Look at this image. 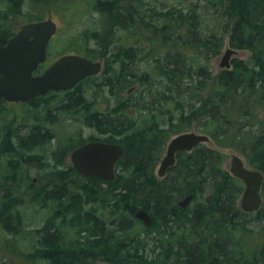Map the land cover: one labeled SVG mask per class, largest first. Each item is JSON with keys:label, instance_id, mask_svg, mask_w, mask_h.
Instances as JSON below:
<instances>
[{"label": "trees", "instance_id": "obj_1", "mask_svg": "<svg viewBox=\"0 0 264 264\" xmlns=\"http://www.w3.org/2000/svg\"><path fill=\"white\" fill-rule=\"evenodd\" d=\"M77 1L86 2V11L95 13L94 24L70 37L65 52L103 59L104 67L100 74L84 80H93L89 86L95 87L81 89L78 83L64 93L59 108H70L77 117L79 112L82 121L102 135L95 139L120 145L124 155L116 163L113 181L64 177L55 192L46 194L50 202L66 205L67 226L73 227L74 234L63 238L62 226L47 221L31 231L36 255L50 264H264V241L252 245L256 233L243 220L250 213L236 203L241 186L235 180L239 179L222 166V155L215 148L199 144L190 152L179 151L169 168L176 172L171 181L155 174L157 143L186 131L193 121L214 147L249 148L255 158L247 160L264 174V119L260 118L264 116V0H178L165 8L156 0ZM34 3L7 1L0 11V46L14 34L10 21L21 15L23 7L27 6L29 21L43 19L42 12L29 11ZM210 11L219 20L214 26L206 19ZM226 34L229 46L247 50L249 57L233 59L231 67L220 69L213 79L210 62L222 51ZM144 41L150 46L138 50L137 43ZM137 61L145 63L140 74L133 69ZM113 65L117 71L110 76ZM135 79L139 80L137 97L131 94L108 103L105 109L96 107L103 86L128 88ZM87 90L90 100L84 95ZM237 95L243 97L241 103H236ZM40 98L32 100V105ZM255 99L261 107L249 105ZM42 137L35 128L22 144ZM14 163L6 164L10 175L1 188L13 181L12 172L19 173ZM207 183L212 192L201 203L197 197ZM189 193L194 208L178 206ZM262 194L264 198V182ZM6 205L0 207V223L8 233L16 234L19 221L3 215ZM138 209L149 212L150 226L135 218ZM255 214L254 220L264 218V202ZM234 231L240 240L230 241Z\"/></svg>", "mask_w": 264, "mask_h": 264}, {"label": "rangeland", "instance_id": "obj_2", "mask_svg": "<svg viewBox=\"0 0 264 264\" xmlns=\"http://www.w3.org/2000/svg\"><path fill=\"white\" fill-rule=\"evenodd\" d=\"M7 1L8 0H0V11L1 9H4L5 5L7 4ZM176 2H178V0H156L155 4H157L161 8H165L176 4ZM182 4L184 5L186 3H182ZM87 8L88 7L86 2L84 3V1H81L78 3L77 0L72 2L68 0L66 2L64 0H48L46 3H42L36 0V3L32 4L29 10L31 13L42 12L41 15L43 16V19L50 17L57 24V31L50 38L48 42L47 58L45 59L44 62L46 63V65H49V63H51L55 58L60 56L62 53H66L65 52L66 49L64 46L65 44H67V40L70 37L74 36L85 27L93 26L95 17L92 16H95V13L86 11ZM84 11L88 13L82 14ZM26 12H28L27 6L22 8L21 15L15 16L11 19L10 27L13 31H16L21 24L29 21L28 19L29 16H27ZM205 15L209 26H214L216 22H219V20H216L215 17L216 14L213 13L212 11L205 13ZM137 46H138V50H146L150 45L148 42L144 41L137 43ZM227 48H231V47L228 44V35L226 34L225 45L222 51L217 56L213 57L210 62V70L213 75V79L216 78V76L218 75L221 69L220 62ZM235 50L236 53L233 54L230 58L231 62L233 59L236 58L247 59L249 57V52L247 50H243V49H235ZM144 64L145 63L141 61H137L133 66L134 73L140 74L145 69ZM115 69L116 66L113 65L108 70L110 76H113V74L116 73L117 69L116 70ZM117 76L118 74L114 77V79H117ZM92 81L93 80L82 82L81 89H88L91 87H95L94 85L89 86V83H91ZM112 82L114 83L115 81L112 79ZM138 84H139V80L135 79V81L132 84H130L128 88H121V87L109 88L106 85L103 86V89H99L101 93L100 92L97 93L98 97L96 99V107L98 105H101V107H104L105 105L106 107L108 103L115 104L131 94L133 95V98L137 97L139 93ZM136 87L137 90L136 93H134ZM214 87H215V83H213L212 85V88ZM128 89H131V91L128 92ZM208 94L209 93H205L204 97L208 98ZM84 95L86 96V99L89 100L91 99V97H89V90H87L84 93ZM236 99H237L236 103L239 102L241 103L243 97L237 95ZM50 100H55V98H50ZM56 104L57 101L52 102L50 106H48L51 108V110L48 112L46 110L47 107L39 106L40 105L39 102H37L36 105H29V104L10 105L6 103L7 106H5L3 108L4 111L0 113V129L4 123H11V122H16L15 124H18L23 121L29 124H32L35 121H40L44 123H53L54 125L52 129L54 133L57 134V136H55L56 138L53 140L52 144H55L54 145L55 147L56 144H58L60 140L63 139V141L61 142V148L65 150L66 156L76 147L75 145L78 144L75 142L76 139L79 138L78 140L80 142L87 140L90 136H93L94 138L102 137L101 134L96 132V130L89 128L90 126H87L82 121V116L79 114V112L77 113L79 117H77L76 112H74V114H71L69 110L58 111L57 109L54 108ZM260 104L261 102L255 99L252 100L249 105L251 107H256V106H260ZM92 107H94V105ZM92 107L91 109H93ZM259 108L257 111H259ZM130 113L133 114V111L130 110ZM45 114L49 116L47 119H45ZM260 118H262L263 120L264 116L261 115ZM160 119L162 121L165 120L164 117H161ZM197 124L198 123L195 121L191 122L190 127L186 131H194L200 133L199 130L197 129L199 128ZM16 126L14 125L13 127ZM260 126L261 125L259 124V127ZM23 131L24 130H21V132ZM71 136L73 137L75 136L76 139L70 142ZM171 137H167L164 140L163 144L159 142L156 145L155 153L157 154L158 157L157 165L155 168L156 176H157V169L160 160L166 153L167 143L169 141V138ZM205 146H210L213 149L215 148L217 152L221 153L222 166L226 169H228L227 168L228 163L233 154L239 155L245 161V164L248 167H253L247 159H254L255 154L252 153L249 148L243 150V147L239 146V149H235V150L219 149L217 147H214V143L205 144ZM1 149L2 147H0V170H1L0 188L2 183L5 181L6 177L8 176L7 175L8 172L10 173V171L6 169L5 157L1 158ZM65 159L66 157L64 158L63 161H65ZM28 167L29 164H26L25 168ZM116 172L117 169L115 173ZM175 173H176L175 171L169 170L167 171L164 177L168 178L167 181H171V179L175 176ZM33 174L36 175L38 173L37 171L28 172V176L30 178L28 182H24L20 178L15 176V178L13 179L14 184L10 183V185H8L7 188H9L10 186L16 187L17 188L16 190H10L8 193H6L3 189H0V207H3L4 204H7L5 206V210L3 211V215L11 216L18 214L17 216L20 218V226H18L19 229L16 234L8 233L5 230V228L2 226V223H0V264H50L49 261H46V259H42L36 255L35 253V249L37 247V243L35 242L36 238H34V235H32L31 231L33 232L36 229L42 227L47 221H49L48 218L51 216L52 213H50L48 210L43 208L42 205H40L41 202L40 195L38 196L32 193L25 194L24 192H22L23 189L27 188L31 183V176H33ZM162 178L159 177V179ZM235 182L239 186H241L236 196V203L238 204L241 193L243 191V184L239 180H235ZM26 183H28V185ZM211 192H212V186L207 183L206 186L204 187L203 192L198 195L197 201L201 203H205L207 198L210 196ZM4 198H7V200ZM195 204H196L195 202H192L190 207L194 208ZM255 213L256 212H253L250 213V215L244 216L243 220H245L247 222L248 227H252V230L256 233V236L251 238L252 239L251 242H254L252 243V245H255V247H257L264 241V235H263L264 218L261 221L254 220L253 217L256 215ZM0 216L2 217L1 214ZM247 218H251V219L249 220ZM238 233L239 232L234 231L233 237L231 238L230 241H237L239 239ZM152 238L155 240V236L153 233L151 234V239ZM150 247H153L152 243ZM157 250L158 249H156V251ZM148 253L150 254V251ZM102 263L103 261H94L91 264H102Z\"/></svg>", "mask_w": 264, "mask_h": 264}, {"label": "water", "instance_id": "obj_3", "mask_svg": "<svg viewBox=\"0 0 264 264\" xmlns=\"http://www.w3.org/2000/svg\"><path fill=\"white\" fill-rule=\"evenodd\" d=\"M56 29L57 25L50 17L23 23L6 44L0 46V99L29 101L49 90L69 89L81 79L100 72V61H92L80 54L67 53L58 57L42 73L34 74L46 58L48 41ZM235 53L236 50L227 48L220 67L230 68V58ZM209 140L206 134L194 131L182 132L171 137L166 153L160 160L157 175L163 177L175 164L178 151L189 152L198 144L207 143ZM123 153V148L118 144L93 141L74 149L71 152V161L77 172L110 182L115 178V163ZM228 170L231 175L244 182L239 201L241 209L246 212L258 210L262 204L260 188L263 173L258 169L246 167L244 160L237 154L231 156ZM192 200L193 194L189 193L178 201V205L186 207ZM134 216L146 226L152 223V217L146 209L136 210Z\"/></svg>", "mask_w": 264, "mask_h": 264}, {"label": "flooded vegetation", "instance_id": "obj_4", "mask_svg": "<svg viewBox=\"0 0 264 264\" xmlns=\"http://www.w3.org/2000/svg\"><path fill=\"white\" fill-rule=\"evenodd\" d=\"M45 65L46 63L41 64L38 69V72H42L44 69H46L48 65L46 66ZM82 82L84 81H81V83L79 82L80 86ZM66 91H53V92L49 91L46 94L41 95L43 98H40L39 100H35V101H38L40 103L39 106L47 107L46 110L48 112L51 110V108L48 106H50L52 102L57 101V104L54 108L57 109L58 111H61L63 109H60L59 107L64 102L62 98ZM130 91L131 89L128 90V92ZM50 98H55V100H50ZM34 99H31L29 101H8L5 99H0V113L4 111L3 108L7 106L6 103L10 105H22V104L32 105L31 101ZM97 108L105 109L106 107L105 105L104 107L98 105ZM69 109L70 108L64 110L68 111ZM48 117L49 116L45 114V119H47ZM15 123L16 122L4 123L0 129V147H2L1 158L5 157V165L10 160H12L15 162L14 164H17V166L20 167L19 173L14 171L11 174L14 175V178L16 176L24 182H28L30 180L28 176L29 171L32 172L37 171L38 174L36 175L33 174V176H31V183L27 188H24L22 192H24L25 194L32 193L38 196L40 195L41 196L40 205H42L43 208H45L50 213H52L51 216L48 218L49 221H51L54 225H58L60 227L62 226L60 228L61 237L66 238L68 237L67 235L72 237L71 234L72 233L74 234L73 227L70 225L69 227L67 226L68 223L70 224V221L67 220L66 212L63 211V208L66 205L60 204L59 202H56V200L55 202H50L48 199L45 198V196L46 194H51L55 192L57 187L61 185L62 182L61 180H63L64 177L68 179L76 180L78 179V176L82 178H90L95 176H88V175L86 176L76 171L71 161L72 151L66 156L65 150L61 148V142L63 141V139H61L60 142L56 144V146L54 147L55 144H52V142L56 138L55 136H57V134L54 133L52 129L54 125L53 123H44L40 121H35L32 124L25 123L24 121L18 124ZM14 125L17 126L13 127ZM35 128L40 131L43 137L39 141L33 144H29L26 146L22 144L24 137L29 136V134L32 131H34ZM89 128L93 129V127H89ZM21 130L24 131L21 132ZM74 139H76V137L71 136L70 142L73 141ZM78 139H76L75 141L76 143H78L77 145H75L76 146L75 148L82 146L88 142L101 141L95 139L93 136H90L87 140L80 142ZM102 142H106V141H102ZM65 157H66L65 161H63ZM26 164H29L28 168H25ZM6 169L10 170L11 168L9 166H6ZM7 175H10V173L8 172ZM11 183L14 184V181H12ZM26 184L28 185V183ZM73 184L75 185V183ZM0 189H3L6 193H8L10 190H16L17 188L10 186L9 188H0ZM260 194L262 195V190H260ZM55 209L57 210L56 215L53 214ZM17 215H11V216L6 215V217H10V219L16 218L19 221V225H20V218ZM52 217L55 218L52 219Z\"/></svg>", "mask_w": 264, "mask_h": 264}]
</instances>
